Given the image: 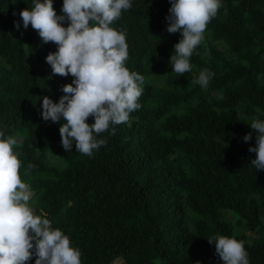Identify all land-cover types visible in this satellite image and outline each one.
Returning <instances> with one entry per match:
<instances>
[{
  "label": "trees",
  "instance_id": "obj_1",
  "mask_svg": "<svg viewBox=\"0 0 264 264\" xmlns=\"http://www.w3.org/2000/svg\"><path fill=\"white\" fill-rule=\"evenodd\" d=\"M220 3L182 75L170 65L182 38L167 31L171 0H132L110 25L126 33L125 66L145 77L142 107L115 135L99 134L107 144L88 157L65 151L63 119L42 118L43 97L59 103L75 78L53 76L46 57L58 46L24 29L18 13L33 0H0V131L16 140L29 206L81 264H224L215 235L244 241L249 264H264V170L249 152V124L264 120V0ZM53 7L63 15V0ZM205 69L214 76L202 88L191 81Z\"/></svg>",
  "mask_w": 264,
  "mask_h": 264
},
{
  "label": "clouds",
  "instance_id": "obj_2",
  "mask_svg": "<svg viewBox=\"0 0 264 264\" xmlns=\"http://www.w3.org/2000/svg\"><path fill=\"white\" fill-rule=\"evenodd\" d=\"M132 7V0H63V15H57L53 0H33L31 9L18 13L24 29L31 25L43 43L58 46L46 57L52 75L71 74L75 78L63 86L65 95L59 103L44 96L41 112L46 122L63 119L59 130L67 152L75 144L76 152L92 157L94 150L107 144L106 139H97L99 134L112 126L111 134L115 135L114 126L128 122L130 113L142 107L138 100L145 77L125 66L129 58L126 33L110 27ZM220 7V0H171L167 31L180 32L182 37L170 57L172 72L191 73L190 57ZM65 22H69L67 27ZM15 27L20 30V21ZM213 76L205 69L191 82L206 88ZM90 116L95 120L91 125L86 122ZM249 125L256 133L255 146L249 148L256 158L250 164L257 171L264 170V120L257 117ZM252 139V133L243 137L245 142ZM15 144V138H5L0 131V264H26L34 255L35 264H81V252L71 246L70 238L52 229L46 214L35 215L29 206L32 192L21 180ZM207 239L215 244L224 264H249L244 241L223 235Z\"/></svg>",
  "mask_w": 264,
  "mask_h": 264
},
{
  "label": "rangeland",
  "instance_id": "obj_3",
  "mask_svg": "<svg viewBox=\"0 0 264 264\" xmlns=\"http://www.w3.org/2000/svg\"><path fill=\"white\" fill-rule=\"evenodd\" d=\"M31 208L33 209V207H31ZM228 218L231 220L232 223H234L235 220H236V218L234 216H232V215H228ZM236 223H238L237 220H236Z\"/></svg>",
  "mask_w": 264,
  "mask_h": 264
}]
</instances>
